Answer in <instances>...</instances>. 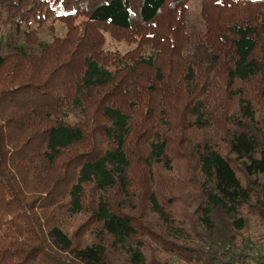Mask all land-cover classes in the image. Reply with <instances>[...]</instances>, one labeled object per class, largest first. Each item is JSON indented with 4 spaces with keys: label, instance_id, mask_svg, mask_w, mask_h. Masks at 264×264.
Wrapping results in <instances>:
<instances>
[{
    "label": "trees",
    "instance_id": "trees-1",
    "mask_svg": "<svg viewBox=\"0 0 264 264\" xmlns=\"http://www.w3.org/2000/svg\"><path fill=\"white\" fill-rule=\"evenodd\" d=\"M188 2L0 0V264H264V0Z\"/></svg>",
    "mask_w": 264,
    "mask_h": 264
},
{
    "label": "rangeland",
    "instance_id": "rangeland-1",
    "mask_svg": "<svg viewBox=\"0 0 264 264\" xmlns=\"http://www.w3.org/2000/svg\"><path fill=\"white\" fill-rule=\"evenodd\" d=\"M200 2L201 0H189L187 4L189 24L199 27V14H200ZM105 38V49L113 52L124 53L131 49L133 46H129L123 42H116L112 40L108 35L104 36ZM251 237L255 240H258L261 245L254 242L250 245L252 256L262 255L264 257V226H254L251 229Z\"/></svg>",
    "mask_w": 264,
    "mask_h": 264
}]
</instances>
